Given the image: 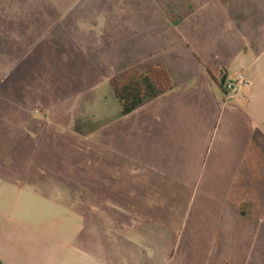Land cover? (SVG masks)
<instances>
[{
    "label": "rangeland",
    "instance_id": "1",
    "mask_svg": "<svg viewBox=\"0 0 264 264\" xmlns=\"http://www.w3.org/2000/svg\"><path fill=\"white\" fill-rule=\"evenodd\" d=\"M252 2L0 0V243L2 226L11 228L14 219L27 220L16 226L21 234L26 228L52 233L56 218L80 215V209L63 206L81 201L82 174L88 176L83 183L90 181V203L129 201L127 182L115 184L112 177L102 176L99 185L96 176L98 169L115 170L116 176L117 170L128 169L121 155L145 152L129 126L144 119L153 101L118 117L110 85L129 68L164 67L175 85L172 96L183 101L182 96L196 94L209 109L181 116L206 120L209 132L217 124L218 150L226 144L234 155L244 149L255 153L241 162L244 174L264 168V145L251 136L254 127H261L264 136V102L257 98L256 106L247 108L241 97L229 98L233 89L224 95L210 76L227 75L225 85L234 82L240 70L237 57L248 46L246 36L252 35L243 32L244 21L255 14ZM209 139L202 154L208 153ZM231 163L234 170L239 161ZM180 165L176 161L170 169ZM176 179L167 178L163 185L171 192H152L149 199L187 202L192 213L199 203L219 198L220 187L229 180L218 177L217 191L209 198L203 190L180 194ZM247 179L256 178H231L234 203L246 191ZM205 181L207 177L202 185ZM95 207L83 209L82 215L86 211L90 220L100 217ZM147 211H157L160 221L171 217L164 215L169 210ZM170 211L175 217L180 213Z\"/></svg>",
    "mask_w": 264,
    "mask_h": 264
},
{
    "label": "crops",
    "instance_id": "2",
    "mask_svg": "<svg viewBox=\"0 0 264 264\" xmlns=\"http://www.w3.org/2000/svg\"><path fill=\"white\" fill-rule=\"evenodd\" d=\"M252 1L255 14L250 12L243 31L252 35L251 39L246 36L248 46L237 57L240 70L233 75V95L229 96L241 97L247 108L256 106L257 98L264 102V0ZM174 88L150 99L155 104L147 108L144 119L129 126L145 152L121 155L127 162L124 169H128L117 170L116 176L115 170H97L99 185L102 176L112 177L115 184L127 182L129 201L90 203V181L83 183L82 177L88 176L82 174L81 201H68L63 206L80 209V215L56 218L50 224L52 233L26 228L29 231L21 234L16 226L26 225L27 220L20 219H14L11 228L2 226V264H264V168L244 174L241 162L255 153L244 149L234 155L226 144L218 150L217 124L209 132L206 120L196 122L181 116L193 111L206 114L208 107L196 94L182 96L183 101L172 96ZM252 129L251 136L264 145L261 127ZM208 136L210 147L202 154L200 149ZM179 150L182 153L178 154ZM233 159L239 161L234 170ZM260 160L264 161V152ZM176 161L181 162V168L171 170ZM240 176L256 179H247L246 191L240 202L234 203L231 178ZM170 177L179 178L175 184L180 194L203 190L209 198L217 191L218 177L229 180L220 187L219 198L212 195L214 199L199 203L192 213L187 202L149 199L152 192H171L163 188ZM204 177L207 181L202 185ZM53 205L62 208L61 204ZM93 206L101 210L100 217L90 220L82 210ZM153 209L169 210L164 215L171 217L160 221L157 211H147ZM172 209L180 210L179 215L175 217ZM62 224L63 229L58 227Z\"/></svg>",
    "mask_w": 264,
    "mask_h": 264
},
{
    "label": "trees",
    "instance_id": "3",
    "mask_svg": "<svg viewBox=\"0 0 264 264\" xmlns=\"http://www.w3.org/2000/svg\"><path fill=\"white\" fill-rule=\"evenodd\" d=\"M210 76L218 89L227 95L226 75L218 79L213 75ZM110 85L119 105L118 117L131 114L145 101L163 95L174 87L168 70L159 65H148L143 70L136 68L123 70L113 78Z\"/></svg>",
    "mask_w": 264,
    "mask_h": 264
},
{
    "label": "built area",
    "instance_id": "4",
    "mask_svg": "<svg viewBox=\"0 0 264 264\" xmlns=\"http://www.w3.org/2000/svg\"><path fill=\"white\" fill-rule=\"evenodd\" d=\"M239 79H240V77H238V79L236 80V82H238ZM233 87H234V83H233V82H229V83H227V84L225 85L226 90H232Z\"/></svg>",
    "mask_w": 264,
    "mask_h": 264
}]
</instances>
